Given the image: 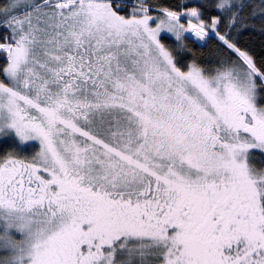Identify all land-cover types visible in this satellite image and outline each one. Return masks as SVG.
Returning a JSON list of instances; mask_svg holds the SVG:
<instances>
[{
    "label": "snow or ice",
    "instance_id": "6c2138e0",
    "mask_svg": "<svg viewBox=\"0 0 264 264\" xmlns=\"http://www.w3.org/2000/svg\"><path fill=\"white\" fill-rule=\"evenodd\" d=\"M0 264H264V0H0Z\"/></svg>",
    "mask_w": 264,
    "mask_h": 264
},
{
    "label": "trees",
    "instance_id": "16d2710c",
    "mask_svg": "<svg viewBox=\"0 0 264 264\" xmlns=\"http://www.w3.org/2000/svg\"><path fill=\"white\" fill-rule=\"evenodd\" d=\"M12 142L13 141L11 138H6L5 140H0V147H4V146H8V145H9V147H16L17 152L21 156H30L32 154V152L37 150V147H35V146L23 148L20 145L17 146L15 144H12Z\"/></svg>",
    "mask_w": 264,
    "mask_h": 264
},
{
    "label": "rangeland",
    "instance_id": "374dc122",
    "mask_svg": "<svg viewBox=\"0 0 264 264\" xmlns=\"http://www.w3.org/2000/svg\"><path fill=\"white\" fill-rule=\"evenodd\" d=\"M5 139H6V137H0V140H5ZM25 144L27 145V147L35 146V147H37V149L39 148V142H38V140H35V139L29 140V141L25 142ZM20 146L23 148H26L24 145H20Z\"/></svg>",
    "mask_w": 264,
    "mask_h": 264
}]
</instances>
